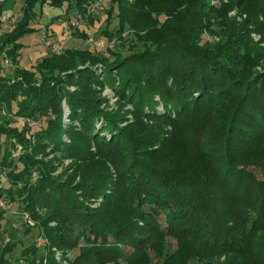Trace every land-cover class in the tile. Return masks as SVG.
I'll return each instance as SVG.
<instances>
[{"label": "trees", "instance_id": "trees-1", "mask_svg": "<svg viewBox=\"0 0 264 264\" xmlns=\"http://www.w3.org/2000/svg\"><path fill=\"white\" fill-rule=\"evenodd\" d=\"M95 1L52 3L98 22L94 34L114 48L81 47L91 30L75 27L63 52L30 68L18 62L21 39L38 29L43 0H22L12 30L0 5V71L13 63L0 109L43 121L34 144L24 122L0 125V196L51 243L0 264H62L50 247L79 249L69 264H264V0H106L102 22L85 14ZM127 27L137 44L125 54ZM48 149L72 171L55 176V159L39 157Z\"/></svg>", "mask_w": 264, "mask_h": 264}, {"label": "rangeland", "instance_id": "rangeland-1", "mask_svg": "<svg viewBox=\"0 0 264 264\" xmlns=\"http://www.w3.org/2000/svg\"><path fill=\"white\" fill-rule=\"evenodd\" d=\"M53 0H43V3H38L35 8L36 19L32 21L31 25L38 28L36 31L25 35L21 41L24 46L19 51L18 62L21 67L30 68L36 65L38 60H40L43 56L49 54V50L43 43V29L42 26H46L52 30V32L57 37H61L65 28L67 27V23L72 19L76 18L78 25L76 27H87L91 30V37L88 41H80L79 45L81 47H95L94 40L99 39L95 32V29L100 24H92L89 20L85 19L83 14L78 12V10L71 6L69 10L66 9V3L62 6L54 5ZM5 3L4 6V19L9 18V16H18L21 17V7L22 0H0V5ZM106 0H96L91 7H88L86 11V16L97 15L100 18L99 22L105 19V8H106ZM66 11H68L66 13ZM229 16L235 18L239 23H243L245 17H247V13L241 11L239 8H235L234 10L229 12ZM18 22V21H17ZM89 23V24H88ZM91 25V26H89ZM13 29V28H12ZM11 29V30H12ZM209 40H217L219 37L217 35H208ZM254 39L257 41L261 38L259 34L253 33ZM71 41L74 38L70 39ZM69 40V41H70ZM137 40L134 34L128 30V27L124 33V41L118 43V46L122 52L129 53L130 49L136 46ZM140 45H138L139 47ZM10 59V58H9ZM11 60V59H10ZM13 67V63L11 65H6L3 62V70L0 71V76H5L7 70ZM15 82V79L11 80V83ZM71 90L74 87H70ZM102 96H104L107 101L105 102L108 106V109H116L119 106V99L116 95L115 91L110 87H105L101 90ZM129 108V106L125 107V109ZM69 109L65 106V114L64 121L66 123L69 122L68 118ZM24 122L26 124L27 129L25 131L26 140L30 141L32 144L35 143V139L33 136V131L35 128L41 127L43 121L41 119H28V118H14L9 114L6 107L0 109V125H4L6 127L10 126L12 123L21 124ZM125 124V123H124ZM123 124V125H124ZM68 140V138H66ZM65 139V140H66ZM17 144V148L21 151L22 145L17 141V139H13ZM62 155V153H53L50 149L47 150V154L40 155V158L44 160H54V166L56 167L54 171L55 176H65V174L72 171L70 168L73 163L72 159L66 158ZM256 174L261 177V171L256 170ZM33 176H37V173L34 172ZM98 202L94 203L92 206H97ZM42 215V211L38 212ZM42 213V214H41ZM56 223L51 222L50 225L54 226ZM173 242V246L175 241ZM49 238L45 235V231L41 226V223L38 219L34 217V215L27 210L24 206H20L17 201H12L7 199L5 195L0 196V257L1 254L4 253V257L9 262H15L19 259V263H23V255L28 251L29 248L35 246L38 249V252L44 251L48 245H50ZM50 249L55 253V257L62 264H69V262L78 254L79 249L72 250H61L56 247H50ZM46 263V259H45Z\"/></svg>", "mask_w": 264, "mask_h": 264}, {"label": "built area", "instance_id": "built-area-1", "mask_svg": "<svg viewBox=\"0 0 264 264\" xmlns=\"http://www.w3.org/2000/svg\"><path fill=\"white\" fill-rule=\"evenodd\" d=\"M19 20L18 16H10L9 17V22L4 25L5 29L11 30L17 21ZM78 25L77 19L72 18L68 23L67 27L65 28L62 36L59 38L55 36V34L52 32V30L49 27L42 26L43 29V43L47 47V49L51 53H60L63 52L65 45L67 42L72 38L73 35V29ZM95 46L97 48H114L115 46V40H111L107 42L104 38H99L97 40H94ZM106 55H109L106 52ZM4 63L6 65H11L12 61L8 58L5 57Z\"/></svg>", "mask_w": 264, "mask_h": 264}]
</instances>
